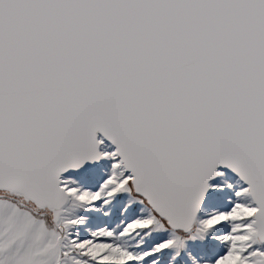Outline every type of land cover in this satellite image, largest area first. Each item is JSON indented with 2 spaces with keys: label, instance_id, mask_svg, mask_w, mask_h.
Instances as JSON below:
<instances>
[{
  "label": "snow or ice",
  "instance_id": "obj_1",
  "mask_svg": "<svg viewBox=\"0 0 264 264\" xmlns=\"http://www.w3.org/2000/svg\"><path fill=\"white\" fill-rule=\"evenodd\" d=\"M165 261L264 264V0H0V264Z\"/></svg>",
  "mask_w": 264,
  "mask_h": 264
},
{
  "label": "rangeland",
  "instance_id": "obj_2",
  "mask_svg": "<svg viewBox=\"0 0 264 264\" xmlns=\"http://www.w3.org/2000/svg\"><path fill=\"white\" fill-rule=\"evenodd\" d=\"M102 150H112V147L108 144V142H105V147L104 149ZM105 168V164L104 163H101L100 165L94 167V168H91L90 170L86 171V172H80V173H69V175H74L77 179H87V177H89L90 175H98L101 171V169ZM226 181H228L229 183H232L233 186H237L238 185V178L236 177H233L231 176L230 174H228L226 172V177H225ZM227 195H231V193H224L222 194L221 196H217L215 194H213L212 196H210L209 198V204H214V203H217L218 201L222 200L224 196H227ZM86 215H89V214H86ZM97 219V217L93 216V220ZM191 247L196 250V249H199L201 247H207V248H210L211 247V242H209L207 245H199V244H195V245H191ZM165 264H166V261H165Z\"/></svg>",
  "mask_w": 264,
  "mask_h": 264
},
{
  "label": "water",
  "instance_id": "obj_3",
  "mask_svg": "<svg viewBox=\"0 0 264 264\" xmlns=\"http://www.w3.org/2000/svg\"><path fill=\"white\" fill-rule=\"evenodd\" d=\"M96 166H98V165H96ZM96 166H88V167H86L82 172H86V171H88V170H90L91 168H94V167H96ZM225 172H227L228 174H230L231 176H233V177H236L234 174H232L231 172H228L227 170H224ZM236 178H238V177H236Z\"/></svg>",
  "mask_w": 264,
  "mask_h": 264
}]
</instances>
